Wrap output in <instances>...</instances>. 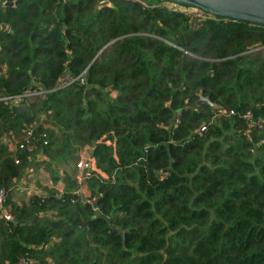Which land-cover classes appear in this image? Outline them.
<instances>
[{
  "label": "trees",
  "instance_id": "trees-1",
  "mask_svg": "<svg viewBox=\"0 0 264 264\" xmlns=\"http://www.w3.org/2000/svg\"><path fill=\"white\" fill-rule=\"evenodd\" d=\"M98 1L0 0V96L42 91L0 101V264H264V130L239 116L264 110V25ZM32 122L63 188L14 202L35 161L2 135Z\"/></svg>",
  "mask_w": 264,
  "mask_h": 264
},
{
  "label": "built area",
  "instance_id": "built-area-1",
  "mask_svg": "<svg viewBox=\"0 0 264 264\" xmlns=\"http://www.w3.org/2000/svg\"><path fill=\"white\" fill-rule=\"evenodd\" d=\"M99 0L98 2H100ZM131 2H136L140 4L142 7H149L151 5H161L171 10H179L182 11L185 16L187 17L188 23L192 27H197L203 20L207 17L212 15L202 11L197 7L191 6H184L178 3H174L167 0H128ZM4 1H1V4H4ZM264 46H256L250 48L248 51L263 49ZM41 90H33L30 92H24L21 94H15L12 96H0V101H10L16 102L17 100L27 97L30 95H39L41 94ZM216 115H231L234 114L232 109H220L218 112L215 113ZM240 119L244 124V135H249L250 131H257L261 132L264 130V110L262 113L252 117V114L249 110H245L239 114ZM205 129V125L199 126L198 130L203 131ZM36 130V124L32 122L29 125L23 126L18 132L9 131L2 135V141L7 149V151L12 155L14 159V163H18V159L15 156L17 151H23L27 154H33V161H37V159L45 160L43 153L40 151L41 147H44L47 144V136L44 130L38 131ZM264 142V139L260 140ZM88 149V147H87ZM78 159L76 158L73 161V167L75 168V179L77 180L78 184L83 182L86 178H88L91 170H94L93 159L91 154L86 152L85 150H81L80 154H78ZM28 170V169H25ZM30 171V170H29ZM26 171L19 177L14 178L12 180L13 184H11L12 191L15 189H19L20 185L19 182L22 179L23 175ZM32 187L31 185H28ZM25 190L33 191L24 187ZM80 186L76 189V192H79ZM34 189V188H33ZM35 190V189H34ZM38 194L36 192H32ZM30 193V194H32ZM12 219V214L10 211V204L6 200V190L4 188H0V220L7 222ZM34 260L27 255H20L15 260L14 264H34Z\"/></svg>",
  "mask_w": 264,
  "mask_h": 264
},
{
  "label": "water",
  "instance_id": "water-1",
  "mask_svg": "<svg viewBox=\"0 0 264 264\" xmlns=\"http://www.w3.org/2000/svg\"><path fill=\"white\" fill-rule=\"evenodd\" d=\"M70 1V0H65ZM184 6L197 7L202 11L217 17L232 20H243L264 25V0H167ZM101 0L99 6L106 5ZM205 103L213 106L206 97L199 95L196 104Z\"/></svg>",
  "mask_w": 264,
  "mask_h": 264
},
{
  "label": "rangeland",
  "instance_id": "rangeland-1",
  "mask_svg": "<svg viewBox=\"0 0 264 264\" xmlns=\"http://www.w3.org/2000/svg\"><path fill=\"white\" fill-rule=\"evenodd\" d=\"M210 121H212V119H210ZM54 136L55 137L58 136V139L60 137L58 134H55ZM83 147H88V149L86 148L84 150L85 151L88 150L87 152L90 153L89 150H91V147H89L87 145H85ZM79 152L73 151V156H75V158H77V159L79 157L78 156V153ZM30 167H31V170L28 171V172H26L23 175L22 179L20 180V182H19V185H20L19 189H15V190H13V191L10 192V194L12 195V198H11L12 201H14V202L23 201L33 191L36 192V193H42L45 189H48V188H52L55 191H57L58 193H60L62 191V188H63L62 187L63 186L62 182L60 180H58L56 182L53 181L52 176H51V173L47 169V165H46L45 160H44V162L42 160L41 161H38V162L35 161L33 164L32 163L30 164ZM72 167H73L72 166V163L70 162L69 163V168L73 170ZM56 168L61 169L59 167H56ZM65 169L63 167V170H65ZM61 171H62V169H61ZM48 180L50 181V183H48ZM28 185L33 186V188L35 190L32 187H29ZM79 186H80V188L86 187L85 186V182L84 181L81 182L79 184ZM24 187H26L27 189L33 190V191L25 190ZM58 189H60L61 191H59ZM86 194H88V191H87ZM86 197H88V195ZM27 256H29V255H27ZM29 257L33 259L32 256H29Z\"/></svg>",
  "mask_w": 264,
  "mask_h": 264
},
{
  "label": "crops",
  "instance_id": "crops-1",
  "mask_svg": "<svg viewBox=\"0 0 264 264\" xmlns=\"http://www.w3.org/2000/svg\"><path fill=\"white\" fill-rule=\"evenodd\" d=\"M87 147H83L82 148V150H84V149H86ZM88 150H86L85 151V153L87 152ZM90 151V150H89ZM78 154H80V152L78 153ZM43 161L44 162V160L41 158V159H37V161ZM36 161V162H37ZM48 183H50V181L48 180ZM59 191H61L60 189H58ZM79 192L81 193V195L83 196V197H86L88 194H86L87 193V190H86V187H83V188H79Z\"/></svg>",
  "mask_w": 264,
  "mask_h": 264
}]
</instances>
